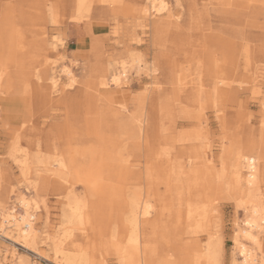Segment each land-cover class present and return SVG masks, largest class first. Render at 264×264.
Returning a JSON list of instances; mask_svg holds the SVG:
<instances>
[{"label": "rangeland", "instance_id": "374dc122", "mask_svg": "<svg viewBox=\"0 0 264 264\" xmlns=\"http://www.w3.org/2000/svg\"><path fill=\"white\" fill-rule=\"evenodd\" d=\"M77 2L0 0V264L240 263L236 150L264 204V0H166L147 20L142 0ZM137 193L154 208L135 225ZM21 200L28 249L2 218Z\"/></svg>", "mask_w": 264, "mask_h": 264}, {"label": "bare ground", "instance_id": "6f19581e", "mask_svg": "<svg viewBox=\"0 0 264 264\" xmlns=\"http://www.w3.org/2000/svg\"><path fill=\"white\" fill-rule=\"evenodd\" d=\"M75 5H76V10H79V8L83 9V6L85 5V0H78V2ZM141 5H142L141 11H140L141 16H142V18H144L146 20H147V18L152 16V14L156 13V15H158V14H161L162 12H165L167 9L166 0H142ZM227 13L228 12H226V14ZM229 16H230V14H229ZM238 18H239V16H238ZM245 18H246V16H245ZM240 51H242V50H240ZM217 73H219L217 80L218 81H224L223 78H221V76H220L221 71L218 70ZM67 74L69 75L70 73L68 72ZM123 74H124V72L112 75L111 76L112 81L117 82L120 78L119 76L120 75L123 76ZM217 80H215V81H217ZM218 83H221V82H217V84ZM213 92H214V94H217L216 96L222 94L220 92V88H217V87H214ZM244 104H246V103L240 102L239 106L243 107ZM257 160L258 159L256 157L253 158L244 152H240L239 150H236L234 153V158H233V162H232L231 186L233 187V191H234V195L236 196V200L238 199V200L244 201V203L251 204V206H252L250 208V211L248 212V217H247V221H246V228L239 229V233L241 234L240 238L242 240L248 242L249 245L251 244L253 246V248H248L245 244H243L242 241L240 242L237 239V242H235L236 248L238 251V255L242 258L241 262L237 263V264H253V262L255 261L254 247L257 246L258 248H260L259 243H258L259 237L261 236V233L264 232V204L262 203V201L260 200V197H259V194H260L259 189L261 188V185L263 184V179L261 180V177H260L258 170H257ZM63 166L64 165H62V167ZM20 202H21L20 205H22L23 211H24L23 215L17 216L16 214H14L13 211H11V212L4 213L2 215V218L4 219V221L7 224L8 223L10 224V228H12V231H13L12 233L15 232L16 235H18L19 237L22 238V241L24 242V245H25V247H23V248L28 249V246H30V245H28V243L34 237V232H35L34 227L31 224V219H33V216L30 212V209H31L30 204L31 203H29L27 200H21ZM242 205L246 208V206L244 204H242ZM129 208H130L129 210H130L131 218H132L130 220H132V222H135V225H136L137 220H139V219L146 220L150 216V212L152 211V208H154V207H152L148 203H146L145 200H142L137 193V195L133 198V200H131L129 202ZM83 210H84L83 204L78 203V204L74 205V203L72 201L67 202V211H64V209H63L64 212H62L63 217H64L63 218L64 219V225L67 227L70 225L71 226L77 225V226H83L84 227V225H82V224L84 222L87 223V216L85 214L83 215V212H82ZM4 221H3V223H4ZM2 226H4V225H2ZM73 227H71V229H73ZM2 228H4V227H2ZM6 228H8V227H6ZM79 228L80 227H78V230H79ZM64 229H65V227H64ZM68 230H70V229H68ZM83 230H84V228H83ZM2 231H3V229H2ZM10 231H11V229H10ZM136 232H137V230H136ZM238 237H239V235H238ZM33 240H34V238H33ZM33 240H31V241H33ZM130 242H131V240H130ZM135 242H136V240H135ZM210 248H211V246H210ZM210 248L207 249V251H206L207 254H206V252H205L206 255L204 254L205 256H208V258L209 257L212 258L211 251L213 249L210 250ZM71 262H69V263L73 264V261H71ZM61 264H62V262H61ZM78 264H85V263L84 262L82 263V261H80V262H78Z\"/></svg>", "mask_w": 264, "mask_h": 264}]
</instances>
